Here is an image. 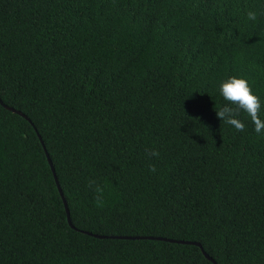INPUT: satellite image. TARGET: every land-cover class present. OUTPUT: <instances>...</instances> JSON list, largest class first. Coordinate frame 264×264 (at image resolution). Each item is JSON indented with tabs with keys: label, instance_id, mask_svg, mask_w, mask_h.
<instances>
[{
	"label": "trees",
	"instance_id": "1",
	"mask_svg": "<svg viewBox=\"0 0 264 264\" xmlns=\"http://www.w3.org/2000/svg\"><path fill=\"white\" fill-rule=\"evenodd\" d=\"M0 99V264H264V0H0Z\"/></svg>",
	"mask_w": 264,
	"mask_h": 264
},
{
	"label": "water",
	"instance_id": "2",
	"mask_svg": "<svg viewBox=\"0 0 264 264\" xmlns=\"http://www.w3.org/2000/svg\"><path fill=\"white\" fill-rule=\"evenodd\" d=\"M0 104L7 110L13 112V113H16L18 115H20L21 117L25 118L26 120H28L29 122H31V120L25 115L23 114L22 112L20 111H17L16 109H13L9 106H7L6 104L3 103V101L0 99ZM39 138L41 140V143L44 147V150H45V153H46V156H47V159H48V162L51 166V169H52V172L54 174V177H55V181H56V184H57V187H58V190L60 192V195L62 197V200L64 202V205H65V209H66V213H67V219H68V223L70 224L71 227H73L72 225V220H71V215H70V211H69V208H68V204H67V201H66V198L64 196V193L62 191V188L60 186V183L58 181V178L56 176V172H55V169H54V166H53V163H52V160L46 150V147L44 146V142L42 141V138L40 137L39 135ZM92 235V234H90ZM96 238H99V239H122V240H157V241H166V242H170V243H177V244H187V245H195L197 247H199L201 250H202V253L203 255L209 260L211 261L212 263L214 264H217L214 259H212L206 252L205 250L202 248V245L199 244V243H196V242H185V241H176V240H172V239H167V238H161V237H126V236H102V235H92Z\"/></svg>",
	"mask_w": 264,
	"mask_h": 264
}]
</instances>
